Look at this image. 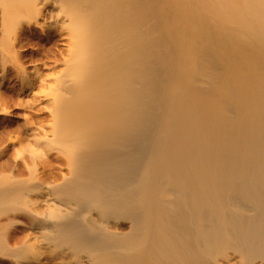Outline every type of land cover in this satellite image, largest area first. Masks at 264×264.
Here are the masks:
<instances>
[{
  "label": "bare ground",
  "instance_id": "6f19581e",
  "mask_svg": "<svg viewBox=\"0 0 264 264\" xmlns=\"http://www.w3.org/2000/svg\"><path fill=\"white\" fill-rule=\"evenodd\" d=\"M0 264H264V0H0Z\"/></svg>",
  "mask_w": 264,
  "mask_h": 264
},
{
  "label": "rangeland",
  "instance_id": "374dc122",
  "mask_svg": "<svg viewBox=\"0 0 264 264\" xmlns=\"http://www.w3.org/2000/svg\"><path fill=\"white\" fill-rule=\"evenodd\" d=\"M58 47H59L60 49L63 48V47H62V42H61V41L59 42ZM27 50H28V52L31 51L30 48H28ZM17 116L20 118V113H19V111H17Z\"/></svg>",
  "mask_w": 264,
  "mask_h": 264
}]
</instances>
